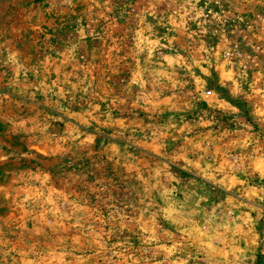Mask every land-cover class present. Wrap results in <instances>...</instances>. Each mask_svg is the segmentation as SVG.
I'll use <instances>...</instances> for the list:
<instances>
[{
    "label": "rangeland",
    "instance_id": "rangeland-1",
    "mask_svg": "<svg viewBox=\"0 0 264 264\" xmlns=\"http://www.w3.org/2000/svg\"><path fill=\"white\" fill-rule=\"evenodd\" d=\"M0 264H264V0H0Z\"/></svg>",
    "mask_w": 264,
    "mask_h": 264
}]
</instances>
